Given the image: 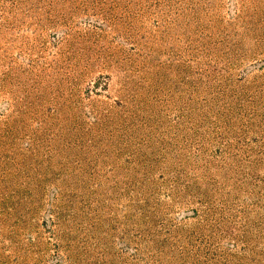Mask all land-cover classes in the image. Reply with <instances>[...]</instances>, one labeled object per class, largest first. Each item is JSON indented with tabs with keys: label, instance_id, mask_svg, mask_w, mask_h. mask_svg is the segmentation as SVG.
<instances>
[{
	"label": "rangeland",
	"instance_id": "1",
	"mask_svg": "<svg viewBox=\"0 0 264 264\" xmlns=\"http://www.w3.org/2000/svg\"><path fill=\"white\" fill-rule=\"evenodd\" d=\"M0 264H264V0H0Z\"/></svg>",
	"mask_w": 264,
	"mask_h": 264
}]
</instances>
